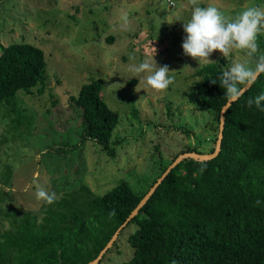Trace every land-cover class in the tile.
Segmentation results:
<instances>
[{"label":"trees","instance_id":"trees-1","mask_svg":"<svg viewBox=\"0 0 264 264\" xmlns=\"http://www.w3.org/2000/svg\"><path fill=\"white\" fill-rule=\"evenodd\" d=\"M225 67L208 64L202 68L198 75L203 80L189 95L192 103L215 115V144L220 115L228 102L219 84V76L228 65ZM48 81V63L41 48L25 42L0 45V127L8 123L0 137V186L4 188H11L15 169L5 147L17 137L33 135V120L23 114L19 96L34 94V90L44 96ZM104 86L102 79H93L70 98L69 109L56 103L46 109L55 133H70L78 120L80 128V142L49 146L45 152L50 158L73 156L89 141L100 145L109 157L117 156L122 140L113 142V133L120 114L105 102ZM262 92L264 74L226 112L219 155L209 161L187 159L177 165L122 229L119 238L134 228L128 237L133 255L123 264H264V101L259 108L255 103L251 107L247 104L249 98ZM133 112L137 118L139 111L134 108ZM199 147L188 145L181 154H204ZM169 166L161 170L159 178ZM66 173L69 178L57 180L62 197L47 204L42 214L19 210L0 213L9 224L7 230H0V264H89L159 179L142 194L121 181L99 196L84 183L79 170ZM72 176L77 177L74 183L70 182ZM1 190L0 203H5L10 192ZM118 246L117 240L99 264Z\"/></svg>","mask_w":264,"mask_h":264},{"label":"rangeland","instance_id":"rangeland-1","mask_svg":"<svg viewBox=\"0 0 264 264\" xmlns=\"http://www.w3.org/2000/svg\"><path fill=\"white\" fill-rule=\"evenodd\" d=\"M210 5L234 21L246 8L264 9V0H198L197 5L190 0H0V45L25 42L41 48L49 75L44 96L36 90L19 96L23 114L33 120V135L17 137L5 147L15 169L11 188L0 186V190L10 192L5 203H0V213L19 210L42 214L48 205L37 201V185L55 192L58 200L62 191L57 180L69 178V171L79 170L84 183L99 196L121 181L142 194L188 145H198L204 154H211L216 146L215 115L189 97L203 80L198 72L208 64L222 68L227 64L229 69L234 62H246L254 67L258 56L264 55V33L257 36L258 52L253 57L233 49L225 58L217 50L200 66L197 59L184 54L182 44L187 34L183 23L190 20L195 6ZM145 59L158 67H169L173 83L166 90L146 87L147 73L136 75L130 70ZM93 79L104 81L105 102L120 114L113 133V142L122 140L117 156L109 157L100 145L89 141L73 156L50 158L45 152L49 146L78 144L80 128L78 120L70 133H55L46 109L54 103L69 109L70 98ZM134 108L139 111L137 118ZM7 126L0 127V137ZM13 155L18 158L13 159ZM34 174H38L35 183ZM76 180L70 178L71 183ZM3 218L0 215L1 231L9 228ZM133 229L123 233L118 248L101 264H123L131 259L128 237Z\"/></svg>","mask_w":264,"mask_h":264},{"label":"clouds","instance_id":"clouds-1","mask_svg":"<svg viewBox=\"0 0 264 264\" xmlns=\"http://www.w3.org/2000/svg\"><path fill=\"white\" fill-rule=\"evenodd\" d=\"M190 3L197 5L198 0H190ZM183 30L187 34L182 44L184 54L197 59L200 66L205 60L210 61L209 57L217 50L225 58L233 49L243 50L248 57H253L258 52L257 36L264 33V9L246 8L234 21H229L215 6H195L190 20L183 23ZM130 70L136 75L147 73L144 77L146 87L157 91L166 90L173 83V78L169 76V67L167 65L158 67L149 59L133 65ZM261 74H264V55L258 56L254 67L246 62H234L229 69L224 70L219 76V84L225 90L224 96L228 102L231 104L239 100ZM212 83L216 84L217 81L212 79ZM262 101L264 92L254 99L249 98L247 104L251 107L255 103L259 108ZM37 178L38 174H34V183ZM35 196L37 201L47 204H52L56 200V193L49 192L41 185H37ZM256 203L259 204L260 201Z\"/></svg>","mask_w":264,"mask_h":264},{"label":"water","instance_id":"water-1","mask_svg":"<svg viewBox=\"0 0 264 264\" xmlns=\"http://www.w3.org/2000/svg\"><path fill=\"white\" fill-rule=\"evenodd\" d=\"M233 105V103L227 102V104L223 107L221 115H220V130H219V137L216 143V148L214 153L211 154H199L197 152H189V153H184L181 154L170 166L169 168L165 171V173L157 180L155 185L150 189L148 194L143 198V200L140 202L138 207L132 212L130 217L127 219V221L121 226V228L116 232V234L113 236L112 240L108 243V245L105 247V249L100 253L97 259L94 261L90 262L89 264H99L102 258L105 256V254L110 250L113 246L114 243L118 240L119 235L124 227L127 226V224L134 219L139 211L145 206V204L150 200V198L153 196L157 188L162 184V182L165 180V178L171 173V171L179 165L181 162L187 160V159H194L198 161H209L214 158H216L220 151H221V146H222V140H223V133L225 129V123H226V112L228 109Z\"/></svg>","mask_w":264,"mask_h":264}]
</instances>
